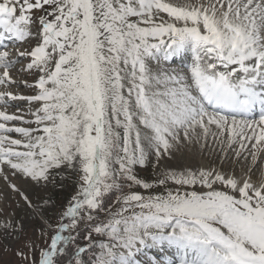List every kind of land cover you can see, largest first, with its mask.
Returning <instances> with one entry per match:
<instances>
[{
	"label": "snow or ice",
	"instance_id": "obj_1",
	"mask_svg": "<svg viewBox=\"0 0 264 264\" xmlns=\"http://www.w3.org/2000/svg\"><path fill=\"white\" fill-rule=\"evenodd\" d=\"M0 180L20 264H264V0H0Z\"/></svg>",
	"mask_w": 264,
	"mask_h": 264
},
{
	"label": "rangeland",
	"instance_id": "obj_2",
	"mask_svg": "<svg viewBox=\"0 0 264 264\" xmlns=\"http://www.w3.org/2000/svg\"><path fill=\"white\" fill-rule=\"evenodd\" d=\"M176 61L174 60V63L172 64L173 67L182 66V64H179V62L177 61L178 62L177 63ZM20 91L24 92V94H30V92L25 93L26 89H24V88H21ZM19 106L21 108H25V107H27V104L21 103ZM10 108L11 109L8 110L9 112L15 111L14 107H10ZM217 151H218V149H217ZM194 153H195V155H193V157L195 158L194 161H192V159L187 158V153H185V154L180 153V155H181L180 163H178L175 158L172 160L166 161V163L171 169L176 170V171H182V170L188 168V166L185 165L186 161L188 159H189L188 161L190 162V165H192V166L196 165V166H200V167L201 166H203V167H210L211 166V167H217V168L220 167L219 156L216 153H213L211 149H205L203 153H201L200 151H196ZM188 154H189V152H188ZM173 160H175V161H173ZM164 163L165 162H162L161 168L159 169L160 171L164 170V168H163ZM136 171H137L139 178L148 180L149 182L155 180L156 176H157V170L153 169L151 163L148 164L145 168H140L139 166H137ZM14 182H16L17 184H20L24 187H27L26 185H23L20 180H16ZM3 189H4V182H3V180H0V190H3ZM136 190L143 191L142 189H139V188H137ZM155 191H164V189L162 187H158L157 189H155ZM74 192H75V185H74V180L71 177H69L64 182L63 188L57 187V188L53 189L51 186H49L48 189H32L31 190V194L34 198V202H36V199H35L36 197H46L48 195L53 196V200L55 201L57 207L55 209L50 208L48 210V215L52 217L53 223H55V221L57 219L56 214L60 211L61 203L66 205L68 199L71 198V196L74 194ZM113 199H114V197H113ZM2 206L3 205L0 204V207H2ZM8 211H11V209H8ZM37 243H40V241H37ZM82 243H83V241H82ZM153 255H156V253H154L153 250L148 251L149 257H151ZM140 258L142 260H145V262L147 264V258L146 257H140ZM4 262H8V264H20L18 259L15 256H13L11 253H4V252L0 251V264H4Z\"/></svg>",
	"mask_w": 264,
	"mask_h": 264
},
{
	"label": "bare ground",
	"instance_id": "obj_3",
	"mask_svg": "<svg viewBox=\"0 0 264 264\" xmlns=\"http://www.w3.org/2000/svg\"><path fill=\"white\" fill-rule=\"evenodd\" d=\"M174 60H175V61L177 60V61L179 62V64H182V61H181L179 58H175ZM177 61H176V62H177ZM178 62H177V63H178ZM27 92H29V91L26 89V92H25V93H27ZM22 93H24V92H22ZM9 109H11V108H9ZM9 109H8V110H9ZM184 154H185V153H184ZM193 155H195L194 152H189V154L187 153V158L192 159V161H194L195 158L193 157ZM175 159L177 160L178 163H180V161H181V155H180V153L177 154V156L175 157ZM189 159H188V160H189ZM186 160H187V159H186ZM186 160H185V161H186ZM188 160L186 161V164H185L186 166H188V168H191V169H193V170H196V169L200 168V166H196V165H195V166H192V165H190V162H189ZM173 161H175V160H173ZM195 162H196V161H195ZM197 163H198V162H197ZM198 165H199V164H198ZM181 166H182V165H181ZM201 167H203V166H201ZM210 167H211V166H210ZM179 168H180V167H179ZM152 250H153L154 253H156V250H155V249H152ZM152 250H149V251H152Z\"/></svg>",
	"mask_w": 264,
	"mask_h": 264
}]
</instances>
